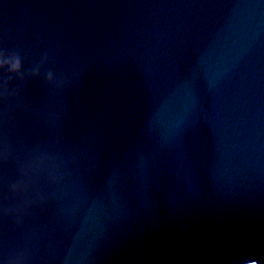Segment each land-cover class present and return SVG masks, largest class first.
<instances>
[{
    "label": "water",
    "instance_id": "water-1",
    "mask_svg": "<svg viewBox=\"0 0 264 264\" xmlns=\"http://www.w3.org/2000/svg\"><path fill=\"white\" fill-rule=\"evenodd\" d=\"M264 264V0H0V264Z\"/></svg>",
    "mask_w": 264,
    "mask_h": 264
},
{
    "label": "clouds",
    "instance_id": "clouds-1",
    "mask_svg": "<svg viewBox=\"0 0 264 264\" xmlns=\"http://www.w3.org/2000/svg\"><path fill=\"white\" fill-rule=\"evenodd\" d=\"M248 262H254V263H256V264H261V263H258L257 261H248ZM244 263H247V262H244ZM244 263H241V264H244Z\"/></svg>",
    "mask_w": 264,
    "mask_h": 264
},
{
    "label": "rangeland",
    "instance_id": "rangeland-1",
    "mask_svg": "<svg viewBox=\"0 0 264 264\" xmlns=\"http://www.w3.org/2000/svg\"><path fill=\"white\" fill-rule=\"evenodd\" d=\"M248 263L255 264V263H252V262H247L246 264H248Z\"/></svg>",
    "mask_w": 264,
    "mask_h": 264
},
{
    "label": "trees",
    "instance_id": "trees-1",
    "mask_svg": "<svg viewBox=\"0 0 264 264\" xmlns=\"http://www.w3.org/2000/svg\"><path fill=\"white\" fill-rule=\"evenodd\" d=\"M254 263V262H253ZM244 264H246V263H244ZM248 264H251V263H248ZM256 264V263H255Z\"/></svg>",
    "mask_w": 264,
    "mask_h": 264
}]
</instances>
